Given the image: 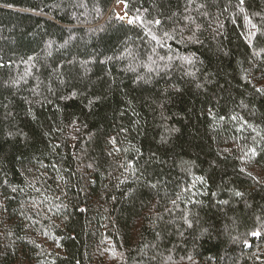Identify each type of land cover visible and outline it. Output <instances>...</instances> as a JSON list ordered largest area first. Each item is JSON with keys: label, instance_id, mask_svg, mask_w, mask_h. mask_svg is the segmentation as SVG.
<instances>
[{"label": "trees", "instance_id": "obj_1", "mask_svg": "<svg viewBox=\"0 0 264 264\" xmlns=\"http://www.w3.org/2000/svg\"><path fill=\"white\" fill-rule=\"evenodd\" d=\"M0 264H264V0H0Z\"/></svg>", "mask_w": 264, "mask_h": 264}, {"label": "rangeland", "instance_id": "obj_2", "mask_svg": "<svg viewBox=\"0 0 264 264\" xmlns=\"http://www.w3.org/2000/svg\"><path fill=\"white\" fill-rule=\"evenodd\" d=\"M113 7L117 11V13L122 17V19L126 17L125 19L128 18L127 22L130 21V15L125 12V5L123 2L118 1Z\"/></svg>", "mask_w": 264, "mask_h": 264}, {"label": "snow or ice", "instance_id": "obj_3", "mask_svg": "<svg viewBox=\"0 0 264 264\" xmlns=\"http://www.w3.org/2000/svg\"><path fill=\"white\" fill-rule=\"evenodd\" d=\"M241 3H243V0H241ZM156 23L159 24L160 21L157 20ZM253 27H255V25H253ZM237 195H240V193H237ZM254 234H258V233H254Z\"/></svg>", "mask_w": 264, "mask_h": 264}, {"label": "water", "instance_id": "obj_4", "mask_svg": "<svg viewBox=\"0 0 264 264\" xmlns=\"http://www.w3.org/2000/svg\"><path fill=\"white\" fill-rule=\"evenodd\" d=\"M125 18H126V17H125ZM125 18H124L123 20H126V21H128V18H127V19H125Z\"/></svg>", "mask_w": 264, "mask_h": 264}]
</instances>
